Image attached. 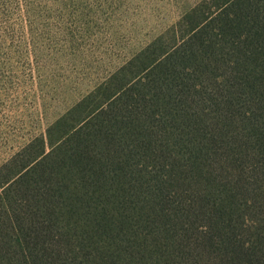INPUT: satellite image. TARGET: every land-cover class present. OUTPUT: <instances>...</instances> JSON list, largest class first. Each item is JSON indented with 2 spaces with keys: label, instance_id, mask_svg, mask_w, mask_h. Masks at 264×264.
<instances>
[{
  "label": "trees",
  "instance_id": "trees-1",
  "mask_svg": "<svg viewBox=\"0 0 264 264\" xmlns=\"http://www.w3.org/2000/svg\"><path fill=\"white\" fill-rule=\"evenodd\" d=\"M0 264H264V0H200L0 167Z\"/></svg>",
  "mask_w": 264,
  "mask_h": 264
},
{
  "label": "rangeland",
  "instance_id": "rangeland-1",
  "mask_svg": "<svg viewBox=\"0 0 264 264\" xmlns=\"http://www.w3.org/2000/svg\"><path fill=\"white\" fill-rule=\"evenodd\" d=\"M200 0H0V167Z\"/></svg>",
  "mask_w": 264,
  "mask_h": 264
}]
</instances>
